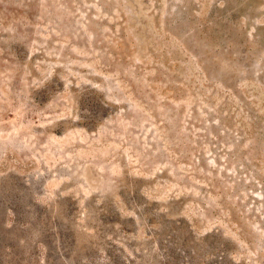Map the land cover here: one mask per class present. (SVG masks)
<instances>
[{
	"label": "rangeland",
	"instance_id": "rangeland-1",
	"mask_svg": "<svg viewBox=\"0 0 264 264\" xmlns=\"http://www.w3.org/2000/svg\"><path fill=\"white\" fill-rule=\"evenodd\" d=\"M0 264H264V0H0Z\"/></svg>",
	"mask_w": 264,
	"mask_h": 264
},
{
	"label": "bare ground",
	"instance_id": "bare-ground-1",
	"mask_svg": "<svg viewBox=\"0 0 264 264\" xmlns=\"http://www.w3.org/2000/svg\"><path fill=\"white\" fill-rule=\"evenodd\" d=\"M132 4V3H131ZM145 23V22H144ZM146 23H147V21H146ZM145 23V24H146ZM142 24V23H141ZM141 26H143V25H141ZM136 27V26H135ZM143 29V28H142ZM138 30V29H137ZM142 31V30H141ZM147 31V30H146ZM152 31V30H151ZM140 32V31H139ZM153 34V33H152ZM171 44H172V42H171ZM169 49V48H168ZM178 51V50H177ZM179 56V55H178ZM179 61V60H178ZM181 65V64H180ZM173 67V66H172ZM182 67V66H181ZM188 67H190V65L188 66ZM170 70V69H169ZM174 70V69H173ZM172 71V70H171ZM176 72V71H175ZM183 72V71H182ZM167 74V73H166ZM169 74V73H168ZM177 77V76H176ZM145 78V77H144ZM144 81H146L145 79H144ZM175 81V80H174ZM177 81V80H176ZM182 81V80H181ZM193 81V80H192ZM201 81V80H200ZM198 82V81H197ZM196 82V83H197ZM202 82V81H201ZM175 83H177V82H175ZM195 83V84H196ZM146 84V83H145ZM203 84H204V82H203ZM197 85V84H196ZM199 85V84H198ZM191 86H193V85H191ZM206 86V85H205ZM142 87V86H141ZM185 87V86H184ZM202 88H203V86H202ZM199 90V89H198ZM204 90V89H203ZM201 91V90H200ZM205 109H207V108H205ZM194 113H195V111H194ZM205 113V112H204ZM198 114V113H197ZM233 114H234V112H233ZM170 115V114H169ZM196 116V115H195ZM209 121V120H208ZM212 123H214L213 121H212ZM207 133V132H206ZM259 145V144H258ZM137 153V152H136ZM223 153V152H222ZM228 153V152H227ZM139 154V153H138ZM230 154V153H229ZM137 156V155H136ZM138 158V157H137ZM232 164V163H231ZM230 164V165H231ZM236 166V165H235ZM226 167V166H225ZM223 176V175H222Z\"/></svg>",
	"mask_w": 264,
	"mask_h": 264
}]
</instances>
